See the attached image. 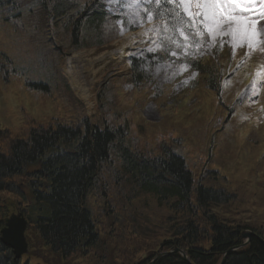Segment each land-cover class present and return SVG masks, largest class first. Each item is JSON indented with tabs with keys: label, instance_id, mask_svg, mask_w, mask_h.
Segmentation results:
<instances>
[{
	"label": "rangeland",
	"instance_id": "1",
	"mask_svg": "<svg viewBox=\"0 0 264 264\" xmlns=\"http://www.w3.org/2000/svg\"><path fill=\"white\" fill-rule=\"evenodd\" d=\"M32 1L0 9V153L32 128L123 126L134 151L159 155L168 148L183 159L194 181L193 205L199 185L220 191L225 201L210 203L209 213L264 239V0H252L239 12L257 21L251 48L247 37L224 34L227 29L210 34L202 14L195 20L190 15L202 12L195 2L170 0L187 20L171 35L165 21L146 12L160 0H78L82 12L98 1L108 18L100 38L75 42L71 28L64 32L65 24ZM134 62L141 74L137 85ZM30 83L46 85V91L31 90ZM20 185L0 192V221L12 212L24 216L29 251L22 262L149 264L156 254L176 249L165 245L168 230L178 224L170 203L128 202L109 184V208L98 196L88 197L102 244L62 258L42 244L26 217L32 196L26 180ZM195 211L189 218L200 226L203 215ZM249 239L231 252L247 248ZM179 251L188 260L187 250Z\"/></svg>",
	"mask_w": 264,
	"mask_h": 264
},
{
	"label": "trees",
	"instance_id": "2",
	"mask_svg": "<svg viewBox=\"0 0 264 264\" xmlns=\"http://www.w3.org/2000/svg\"><path fill=\"white\" fill-rule=\"evenodd\" d=\"M38 1L40 10L51 20L65 24L67 30L64 32L71 28L75 42L92 40L93 35L100 38L108 16L98 1L92 8L88 5L83 12L78 0L70 4L58 0L54 5L50 0ZM26 4L30 2L0 0V9H21ZM146 11L155 19L165 18L170 22L174 17L181 19L168 0L153 2ZM31 13L32 9L29 10ZM132 64L135 76L132 83L137 85L141 74L137 72L135 62ZM191 65L199 71L197 63ZM28 86L31 90L46 91V85L41 83ZM107 123L84 122L81 131L60 125L32 128L25 139L12 140L8 152L0 153V192L20 190L21 181H27L32 199L26 217L42 244L52 253L66 258L77 250L87 251L102 244L89 210L88 197L98 196L109 208L111 200L107 199L113 198L116 191L128 202H137L140 198L156 199L161 204H171L170 207L177 211L178 224L168 230L170 240L165 245L169 249L187 250L189 261L172 252L153 264H219L224 254L222 264H264L261 242L264 239L258 233L249 239L247 248L228 253L240 246L243 228L228 227L209 213L210 203L225 201L222 192L199 185L193 205L194 181L181 157L168 148H163L159 155L134 151L127 128H116ZM109 184L115 186L113 192ZM195 210L203 215L200 226L189 218L196 215ZM205 244H208L206 250L202 248ZM199 245L201 248H197ZM0 264H21L1 242Z\"/></svg>",
	"mask_w": 264,
	"mask_h": 264
},
{
	"label": "snow or ice",
	"instance_id": "3",
	"mask_svg": "<svg viewBox=\"0 0 264 264\" xmlns=\"http://www.w3.org/2000/svg\"><path fill=\"white\" fill-rule=\"evenodd\" d=\"M182 3H197L201 6L202 12L191 14L193 20L202 14L203 24L208 28L210 34L217 31L233 36L247 37L249 47H253L257 35L255 31L257 21L244 17L239 12L247 11L244 5L252 3V0H181ZM264 18V11L261 12Z\"/></svg>",
	"mask_w": 264,
	"mask_h": 264
},
{
	"label": "water",
	"instance_id": "4",
	"mask_svg": "<svg viewBox=\"0 0 264 264\" xmlns=\"http://www.w3.org/2000/svg\"><path fill=\"white\" fill-rule=\"evenodd\" d=\"M26 227V221L22 218L21 214H18L12 215L10 218L5 220V227L0 230V241L4 246L12 250L15 259H19L21 255L27 253L28 251V245L24 238ZM250 237L251 233L248 232H242L240 234L241 239H249ZM262 244L264 245V242H262ZM231 251L232 249L228 252ZM173 252L180 253L177 249H173ZM167 254L169 253L157 255L154 260ZM225 257L226 254H224L221 264L223 263Z\"/></svg>",
	"mask_w": 264,
	"mask_h": 264
},
{
	"label": "bare ground",
	"instance_id": "5",
	"mask_svg": "<svg viewBox=\"0 0 264 264\" xmlns=\"http://www.w3.org/2000/svg\"><path fill=\"white\" fill-rule=\"evenodd\" d=\"M147 36H148V33H144V37H146L147 38ZM242 37V36H241ZM243 38V37H242Z\"/></svg>",
	"mask_w": 264,
	"mask_h": 264
}]
</instances>
